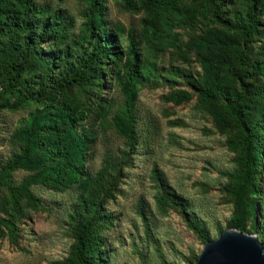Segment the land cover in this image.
Listing matches in <instances>:
<instances>
[{"label":"rangeland","instance_id":"374dc122","mask_svg":"<svg viewBox=\"0 0 264 264\" xmlns=\"http://www.w3.org/2000/svg\"><path fill=\"white\" fill-rule=\"evenodd\" d=\"M33 1L31 11L37 7L58 14L57 36L47 31L36 54L41 60L56 48V54H63L49 61L52 72L37 65L23 73L37 86L42 79L61 80L64 72L74 71L78 58L95 49L84 28L90 1H95L93 25L113 35L112 47L121 59L91 56L87 80L54 92L49 100L0 109V264H79L72 249L75 232L87 218V235L100 236L95 247L99 264H193L203 244L231 228L238 216L231 190L240 132L227 114L225 124L214 120L198 97L199 56L188 40L206 30L225 32L233 42H239V35L217 24L210 7L190 0L158 9L156 32L144 27L146 12L138 0H131L130 8L123 0ZM244 9L245 0L223 1V16L232 22L244 21ZM128 31L138 43L129 78L124 67ZM24 40L22 33L0 34V53L16 54ZM254 60H264L261 14L245 50V63ZM232 64L238 73L248 71ZM246 82L244 111L250 118L264 75ZM176 95L189 99L177 103ZM14 96L6 93L1 101ZM128 103L131 142L123 131ZM213 103L221 107L217 100ZM62 105L77 117L76 133L90 139L80 166L83 180L64 189L45 183L43 167L27 164L23 157L25 144L32 158L43 155L30 124L38 117L51 119ZM5 164L10 166L1 172ZM254 179L248 197L253 213L246 224L254 226L264 249V145Z\"/></svg>","mask_w":264,"mask_h":264},{"label":"trees","instance_id":"16d2710c","mask_svg":"<svg viewBox=\"0 0 264 264\" xmlns=\"http://www.w3.org/2000/svg\"><path fill=\"white\" fill-rule=\"evenodd\" d=\"M146 12L144 27L151 32L158 31L157 10L165 6H173L181 0H138ZM205 4L211 9L213 20L229 32L239 35V42L231 41L230 37L222 31L206 30L199 36L190 38L188 44L198 53L201 68V85L198 97L207 104V108L220 124H225V116L229 115L240 132V155L237 159L238 173L233 177L235 185L231 190L235 205L239 209L238 216L230 223V227H237L241 232L254 234L252 224L247 225L248 216L253 213V208L248 202V197L253 194L255 187L254 176L258 168V161L262 157L264 145V87L255 91L257 101L250 118L245 114V102L249 96L247 82L257 75H264V60H254L245 63V50L249 44V38L258 25V15L264 16V0H245L243 22L231 21L223 16L222 6L224 0H190ZM33 0H0V34L22 33L25 37L22 48L16 54L4 56L0 53V109L14 108L28 100H49L51 95L61 89L71 86L77 81H85L92 72L89 62L91 56H102L121 59L113 49V35L108 31L100 30L93 25L91 8L95 1H90L89 15L84 22L87 32L86 41L95 42V49L89 55L76 60L74 71L64 72L59 81L42 79L37 86L33 78H26L23 73L30 67L45 66L47 72L53 70V60L61 58L56 54L60 48L49 51L46 59L41 60L37 55V44L40 38L49 31V35L56 37L57 11L42 12L39 8L31 11ZM126 8L132 6L131 0H123ZM241 17V16H240ZM239 18V17H238ZM239 21V20H238ZM138 43L133 34L127 32V48L124 67L127 78L135 72V55ZM52 53L50 55L49 53ZM47 60V61H46ZM49 61H52L49 63ZM247 66L248 71L238 73L233 64ZM129 80L126 82V92L131 94ZM15 93L13 99L6 103L1 101L6 93ZM189 99L188 95H176L173 100L177 103ZM218 101L221 107L214 105ZM127 123L123 131L132 141V116L131 104L127 105ZM77 117L69 107L62 105L51 119L38 117L30 124L29 132L34 134L37 148L43 150V155L32 158L29 145L23 147V157L27 164L36 163L43 167L44 181L48 185L57 188L68 186L83 180L80 171L84 151L90 144V139L83 134H77L75 124ZM9 164L2 166L4 172ZM0 184H3L0 178ZM92 209H99L97 203ZM82 222L75 232V245L72 255L79 264H99L95 259L96 245L100 236L87 235L89 220ZM7 227H11L7 223Z\"/></svg>","mask_w":264,"mask_h":264},{"label":"water","instance_id":"95a60500","mask_svg":"<svg viewBox=\"0 0 264 264\" xmlns=\"http://www.w3.org/2000/svg\"><path fill=\"white\" fill-rule=\"evenodd\" d=\"M193 264H264V249L255 234L226 228L203 244Z\"/></svg>","mask_w":264,"mask_h":264}]
</instances>
